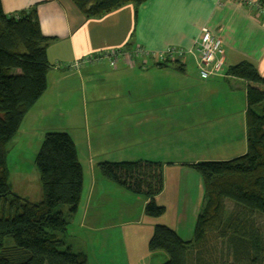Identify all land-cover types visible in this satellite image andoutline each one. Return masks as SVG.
I'll return each instance as SVG.
<instances>
[{"label":"crops","instance_id":"1","mask_svg":"<svg viewBox=\"0 0 264 264\" xmlns=\"http://www.w3.org/2000/svg\"><path fill=\"white\" fill-rule=\"evenodd\" d=\"M0 1L6 14L36 6L40 32L53 38L46 48L49 69L45 92L26 113L8 144L26 145L36 156L46 133L65 132L70 136L83 171L75 215L79 216V226H85L91 235L113 227L108 212L111 197L119 200L118 208L125 211L121 213H128L133 194L104 179L97 164L137 160L161 163L163 190L155 200L170 191L172 206L176 207L171 229L182 240H191L193 221L202 203V186L199 175L188 166L209 160V153L200 148L194 152L200 137L197 144L189 139L185 145H172L162 134L178 122L194 125L200 116L222 118V128L237 126L246 132L245 82L226 75V70L246 61L264 78V17L255 8L234 0H146L136 9L125 4L99 18H85L71 0ZM204 27L222 42L224 77L200 79L195 58L189 54L165 63H156L151 57L130 61L125 56L135 46L149 52L169 47L187 51ZM110 51L118 53L114 67L108 58L84 62L87 57H101ZM76 61L81 64L73 67ZM194 84L198 90L195 96L186 91ZM178 90L184 94L181 102L186 107L205 106L212 96L223 95L229 100H222L214 109L209 105L203 115L186 110L178 120ZM162 100L167 104L161 106ZM228 103L233 105L230 112ZM228 118L231 122L226 121ZM10 187L30 202L41 200L40 190L32 198ZM83 252L87 264H97V257L93 256L94 263L87 250ZM102 260L98 264H104Z\"/></svg>","mask_w":264,"mask_h":264},{"label":"trees","instance_id":"2","mask_svg":"<svg viewBox=\"0 0 264 264\" xmlns=\"http://www.w3.org/2000/svg\"><path fill=\"white\" fill-rule=\"evenodd\" d=\"M145 1L71 0L85 18L125 4L136 9ZM52 40L40 32L36 6L6 14L0 1V264H87L86 254L64 241L67 221L54 211L64 205L69 217L75 215L82 193L83 171L70 136L48 132L42 139L34 159L39 202L15 194L8 183L6 146L45 92ZM226 75L245 82L246 152L190 165L201 180V207L189 241L164 224L153 226L147 249L163 252L162 264H264V78L246 61L230 66ZM97 168L104 179L142 195L146 217L165 214L155 200L163 190L161 163L104 161Z\"/></svg>","mask_w":264,"mask_h":264},{"label":"rangeland","instance_id":"3","mask_svg":"<svg viewBox=\"0 0 264 264\" xmlns=\"http://www.w3.org/2000/svg\"><path fill=\"white\" fill-rule=\"evenodd\" d=\"M191 87L192 88L186 89V91L195 96V94H197L196 92H198L197 87L195 84L191 85ZM177 93V105L175 106L177 118L175 119L178 120L181 118L180 114L186 110H188L187 112L194 111L195 114L203 115V113L208 110L209 105H212V109H214L219 103H222V100H229L223 95H220V97L212 96L207 98L205 106L198 104L186 107L181 102V98L184 94L179 90ZM211 98L213 99L208 103ZM164 104H167V102L162 100L161 106ZM226 107L229 109V112L233 109V105L230 103H228ZM185 120L190 119L186 118ZM222 120L224 119H219L218 117L211 118L206 116L205 118H201L200 116L199 119L194 120L196 122L194 125L185 124L183 126L178 122L175 128L164 132L162 135L168 136L172 141V145H185L189 139H193L191 141L195 143L197 137H200L201 143H195L197 145L194 152L199 148L208 151V157L210 159L203 161H224L243 155L246 152L245 129L244 131L243 128L239 130L237 126L234 128H222L220 124ZM226 121L231 122L230 118L226 119ZM210 131L213 133L210 134ZM204 137L208 140H203ZM5 151L9 185L16 187V192L19 194L23 195V193H27L30 194L32 198H35V193H38L40 187L34 165L35 156H32L34 153H32V150L28 149L26 145L8 144ZM188 167H190V165ZM96 172L99 173L98 170H96ZM193 173H196V175L198 174L196 171ZM25 179H27L26 182ZM86 181L88 182L87 173ZM130 196L132 198L130 199V211L128 213H121L125 211L118 208L117 202H119V200L113 197L110 198L111 205H108V212L109 216H111V226L113 227L108 230L97 232L95 235H91L90 231L82 224L79 226V216L76 217V215H72L69 217L66 206H57L54 211L62 212L67 221L66 231L63 234L66 244L71 245L74 252L84 251L86 249L91 261L95 263L93 256L97 257V264L98 260L102 259L104 264H129L130 262L127 261L129 259H132V263L130 264H162L166 260V255L163 252L152 254L147 249V244L151 237V234L148 232L151 231L152 233L153 224L157 223H164V225L173 228V216L176 214V207L174 205L172 206L174 199H172L169 190L156 198L157 204L164 206L166 212L162 217L148 218L143 213L144 197L142 195L133 194ZM227 207H230V203H227ZM196 217L197 214L195 219ZM193 222H195V220ZM5 245H12V241L6 240Z\"/></svg>","mask_w":264,"mask_h":264},{"label":"built area","instance_id":"4","mask_svg":"<svg viewBox=\"0 0 264 264\" xmlns=\"http://www.w3.org/2000/svg\"><path fill=\"white\" fill-rule=\"evenodd\" d=\"M243 6L253 7L259 16L264 17V3L261 0H234ZM186 54L195 58L197 76L202 80H208L216 77H224L225 53L222 49L221 40L214 36L205 27L201 29L198 37L194 40L192 47L187 51L175 49L173 47L166 48L158 52H149L142 47L135 46L128 54L130 61H134L141 57H151L156 63H165L173 58H182ZM108 58L110 66L114 67L118 58L117 51L104 53L101 57H87L84 62H92L94 60ZM81 62L76 61L73 67H78Z\"/></svg>","mask_w":264,"mask_h":264}]
</instances>
